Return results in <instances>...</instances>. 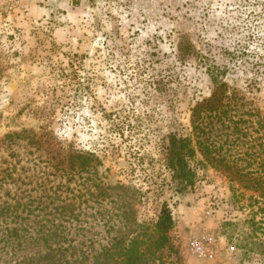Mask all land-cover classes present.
I'll use <instances>...</instances> for the list:
<instances>
[{
	"label": "rangeland",
	"instance_id": "obj_1",
	"mask_svg": "<svg viewBox=\"0 0 264 264\" xmlns=\"http://www.w3.org/2000/svg\"><path fill=\"white\" fill-rule=\"evenodd\" d=\"M188 40L247 53L231 64L235 86L243 109L264 115V0H0V173L12 171L0 206L15 207L0 215V264H37L59 245L65 260L115 256L164 201L177 254L156 264H264L253 192L235 195L201 165L180 192L166 167L169 133L189 135L191 108L209 95L204 68L177 61ZM73 151L92 160L73 168ZM30 225L49 241L29 238Z\"/></svg>",
	"mask_w": 264,
	"mask_h": 264
},
{
	"label": "trees",
	"instance_id": "obj_2",
	"mask_svg": "<svg viewBox=\"0 0 264 264\" xmlns=\"http://www.w3.org/2000/svg\"><path fill=\"white\" fill-rule=\"evenodd\" d=\"M245 54L239 49L229 50L225 44L217 53H201L191 40L179 45L177 61L180 65L188 66L190 63L195 68H204L209 80V95L197 100L191 108L192 131L189 135L169 133L165 160L180 192L195 187L198 166H210L229 178L235 195L244 197L246 191L253 192L252 203L259 204L258 211L264 214V115L259 108L243 109L245 103L235 86L237 77L233 72L236 68L231 66L233 61L238 64L239 58L243 62ZM167 77L164 74L154 81L159 83L161 78L163 82ZM158 86L163 94L165 86ZM22 134H7V144H4L10 147L17 138H22ZM68 157L74 163L73 168L82 167L92 160L90 155L79 151H73ZM3 173L8 174L0 175V188L12 176L10 169H4L0 174ZM11 209L15 207L4 202L0 206V215ZM175 226L172 210L164 201L154 223L140 225L137 233L116 243L118 251L115 256L107 252L103 258L89 262L77 258L65 260L64 247L59 245L50 246L49 251L39 253L35 259L37 264H156L164 250L176 251L170 237ZM30 228H33V233L29 238L33 241H49L50 233L44 230L41 233L43 226L37 229L30 225ZM12 231L17 234L19 229L13 228Z\"/></svg>",
	"mask_w": 264,
	"mask_h": 264
},
{
	"label": "built area",
	"instance_id": "obj_3",
	"mask_svg": "<svg viewBox=\"0 0 264 264\" xmlns=\"http://www.w3.org/2000/svg\"><path fill=\"white\" fill-rule=\"evenodd\" d=\"M197 250L200 251V252H202V253L204 252V250H203L202 247L198 248Z\"/></svg>",
	"mask_w": 264,
	"mask_h": 264
}]
</instances>
